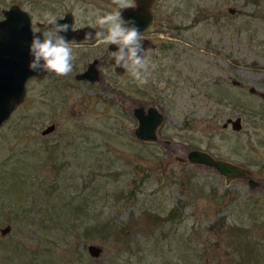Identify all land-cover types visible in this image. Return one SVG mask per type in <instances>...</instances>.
<instances>
[{"label":"rangeland","instance_id":"rangeland-1","mask_svg":"<svg viewBox=\"0 0 264 264\" xmlns=\"http://www.w3.org/2000/svg\"><path fill=\"white\" fill-rule=\"evenodd\" d=\"M10 1L32 20L71 8L75 24H96L97 11L116 6L0 7ZM153 8L161 36L147 51L155 68L146 83L104 66L103 81L74 80L86 46H72L69 75L26 81L0 125V228L10 227L0 234V264H264V101L247 90L264 92V0H155ZM135 102L163 110L159 142L133 138ZM235 117L238 130L222 126ZM190 148L247 167L260 188L224 184L211 168L175 158ZM90 243L99 257L87 253Z\"/></svg>","mask_w":264,"mask_h":264},{"label":"water","instance_id":"water-1","mask_svg":"<svg viewBox=\"0 0 264 264\" xmlns=\"http://www.w3.org/2000/svg\"><path fill=\"white\" fill-rule=\"evenodd\" d=\"M136 10L133 8L120 10L122 17H128L131 20L142 17L144 26L135 25L136 28L144 29L150 26L151 16L147 13L150 0H136ZM238 10L234 7H229L228 12L233 14ZM143 14V16L141 15ZM64 19H58V24L67 23L70 27L65 33H60L66 41L72 39L74 41L84 40L86 33H91L92 36L97 29L91 26H82L73 28L69 16L65 15ZM129 19V20H130ZM50 27V26H49ZM37 28L43 30L41 25ZM28 12L20 9L15 3L2 10V18L0 19V125L8 118L12 110L24 99L26 94V81L31 78H41L50 73L32 71L29 69V64L32 62L30 53L31 42L35 36H40L41 33H33ZM144 47V40L142 41ZM113 49L116 46L111 45ZM96 59L86 63L85 68L74 75L77 80L101 81V74L96 66ZM114 64V60H111ZM116 72L122 71V68H115ZM234 85H241L236 80L231 81ZM247 90L259 96L264 101V92L257 90L253 86H248ZM130 114L135 120V124L131 129L134 139L147 142H159L158 129L165 119L163 110L153 102H135L130 105ZM230 124L233 130L240 128V119L226 118L222 123L225 127ZM54 128V124L46 125L41 131V134L50 132ZM168 143V140H163ZM180 162H187L190 165H202L216 171L222 178L224 184H228L233 180H243L249 190L260 188V179L253 177L250 170L238 163L227 159L213 156L210 152L200 148H190L185 151L183 156H175ZM9 225L0 228V234L3 235L9 231ZM87 253L94 258L99 257L101 246L90 243L86 246Z\"/></svg>","mask_w":264,"mask_h":264},{"label":"clouds","instance_id":"clouds-1","mask_svg":"<svg viewBox=\"0 0 264 264\" xmlns=\"http://www.w3.org/2000/svg\"><path fill=\"white\" fill-rule=\"evenodd\" d=\"M112 2L116 5V10L103 15L97 11L95 22L101 30L96 31L94 37L91 33H86L84 41L95 39L94 46L103 45L106 51L109 45H115L117 50L109 52L111 60H114L113 68H123L134 81L144 84L147 82L150 68L154 69L155 65L151 64L145 55L146 50L142 44L144 34L139 32L132 21H125L120 11L135 8V0H112ZM44 20L46 25L41 24L45 26L43 30L37 27L32 30L34 34L41 33L42 39L34 35L30 46L33 59L29 69L57 77L67 76L72 72L73 62L76 59L71 43L74 42L77 46L80 43L66 41L59 35L67 32L70 26L67 23L58 24L57 17L52 13H45Z\"/></svg>","mask_w":264,"mask_h":264},{"label":"flooded vegetation","instance_id":"flooded-vegetation-1","mask_svg":"<svg viewBox=\"0 0 264 264\" xmlns=\"http://www.w3.org/2000/svg\"><path fill=\"white\" fill-rule=\"evenodd\" d=\"M37 2V4L39 5V0H37L36 1ZM154 2H155V0H150V2H149V7H148V11H147V13L151 16V24H150V26L149 27H147V28H144V29H140V33L141 34H144L143 35V39H144V49L146 50V52H145V55H146V57H147V51L150 49V48H152V47H154L155 46V42L153 41V38L154 37H157V36H161V34H160V30H158V29H156V27H158V24H157V20H156V18H157V15H156V13H155V9L153 8V6H154ZM11 3H15L20 9H22V10H24V11H26V12H28L26 9H24L21 5H20V3H18V2H16V1H10L9 3H7V5L5 6V7H0V19L2 18V10H5V9H7L10 5H11ZM135 4H136V7H137V2H136V0H135ZM135 7V8H136ZM135 8H133V10H132V12L133 11H135L136 9ZM116 10V6L114 7V11ZM28 14L30 15V21H31V27H32V29L33 30H35L36 29V27H37V25L39 24V25H41V24H44V25H46V21L44 20V18H37V19H33L32 20V16H31V14L28 12ZM65 15H67V16H69V18H70V21H71V27L73 26V28H77V27H82V26H91V27H93V28H95V29H97V31H100L101 29L99 28V26L97 25V24H92L91 23V21H84V22H82V23H80V24H75V18H74V16H73V13L71 12V8H67V9H65L63 12H61V13H59V14H57V15H55L56 17H57V19H62ZM142 16H143V14H141ZM125 21H132L133 22V24H134V26L135 25H138V26H144V22H143V19H142V17H140V18H135V19H133V20H131L130 18H128V17H122ZM130 19V20H129ZM166 20H168V19H166ZM170 19L168 20V22L167 21H165V23L168 25V23H170ZM42 26V28H44L45 26H43V25H41ZM95 36V34L93 35V37ZM69 42H71V41H74V40H72V39H70V40H68ZM76 43H80L79 45H78V47H81V46H86V47H88V50H92V51H88L90 54H89V57H86L83 61H82V68H80L78 71H74L73 72V78H74V75L76 74V73H79V72H81L84 68H85V66H86V63H89V62H91V61H93L94 59H96V66H97V68L99 69V71H100V74H101V78H102V80L101 81H103V78H104V74H103V67H101V66H104V67H106V68H110L114 73H116L117 74V72L114 70V68H113V64L111 63V57H110V54H109V52H113V51H116L117 49L115 48V49H113L112 47H111V45H109L108 46V49H107V51H106V47L105 46H100V47H95L94 45H95V39H93L92 41L90 40V41H84V40H80V41H75ZM71 46H77L74 42H72L71 43ZM113 46H115V45H113ZM125 70L122 68V71H120V72H124ZM33 78H35V77H33ZM42 78V77H41ZM74 80H76V81H84V82H96V81H88V80H77V79H75L74 78ZM131 115V114H130ZM132 116V115H131Z\"/></svg>","mask_w":264,"mask_h":264}]
</instances>
